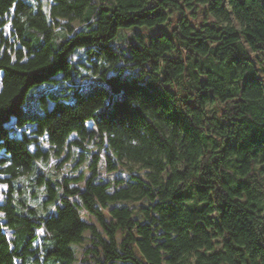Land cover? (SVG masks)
<instances>
[{"label": "trees", "instance_id": "1", "mask_svg": "<svg viewBox=\"0 0 264 264\" xmlns=\"http://www.w3.org/2000/svg\"><path fill=\"white\" fill-rule=\"evenodd\" d=\"M0 71V264H264V0H0Z\"/></svg>", "mask_w": 264, "mask_h": 264}, {"label": "rangeland", "instance_id": "2", "mask_svg": "<svg viewBox=\"0 0 264 264\" xmlns=\"http://www.w3.org/2000/svg\"><path fill=\"white\" fill-rule=\"evenodd\" d=\"M170 25L167 24H162L159 26H155V27H145V26H133L130 28H121L119 29L118 35L112 39L110 41V45L114 48H120L121 46H123V42L125 41L122 36L123 35H131L133 33H136L137 31H147L148 32V36L146 37V40L149 39L150 35H155L157 33L160 32H169L170 30ZM140 43V41H139ZM79 53L82 54V59L85 61V63L87 65H92V63L94 61H96V57L97 56H92L91 61L89 60V54L86 52L85 48H81L79 49ZM77 57V56H76ZM79 68L82 69L81 73L78 74H74L73 79L74 81H72V79H68L67 81L64 80L62 74L58 75V80L57 81H53V82H49L46 85H39L33 92L36 93L39 90H41L43 87H47V89L50 92H53L55 94H65V93H70L71 95L74 93L75 91V84L79 83V82H84V84L81 86V89L84 93L88 94L91 91L92 86L90 84L87 83L89 77H87L86 75H88L90 72V69H87L86 67L82 66V65H78ZM77 71H75L74 73H76ZM82 75H85V77L81 78ZM1 77H2V72L0 71V89H1ZM72 99V97H71ZM89 125L91 126L92 123H89ZM30 128V127H29ZM28 128V129H29ZM75 135H72L71 138H74ZM41 145L43 147V149L48 150L49 149V144L46 140V138L42 137L41 140ZM88 147H90L92 149V151H94V149H97L99 147L102 146V140H98L96 141V144H92L89 140L84 142ZM82 152L84 153V157L82 158ZM68 155L69 159L64 163L67 164V166L63 169V171L67 172H71L73 174H77L79 171H85L87 174L89 173V170L87 169V164L89 161V158L91 157V151L83 148L82 146H75L74 148L69 147L65 150L64 154L62 157L60 158H54L52 157L49 164H44V166H46L48 169H53V167L55 166V164L57 163L58 160H63L64 157ZM101 176L103 177V179H108L111 178L113 176H118V175H124L126 176L121 169H117L114 170L112 173L106 172L105 165L102 164L101 165ZM71 170V171H69ZM36 173H32L26 177H24L25 181H32L33 178L35 177ZM53 179L57 178V176H50ZM6 189L5 185L4 187H1V189ZM34 188L33 186H30V189ZM3 195L0 193V202L2 201ZM88 218V216H86ZM7 234H9V232H7ZM10 235V234H9ZM73 247L75 248V250L79 247H77V244H73ZM80 249L76 250L75 255H76V261L74 262V264H80L82 262L81 258H82V248L81 246L79 247Z\"/></svg>", "mask_w": 264, "mask_h": 264}]
</instances>
